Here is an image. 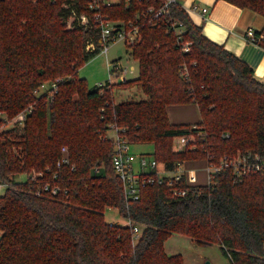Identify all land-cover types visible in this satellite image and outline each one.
<instances>
[{"label": "trees", "instance_id": "16d2710c", "mask_svg": "<svg viewBox=\"0 0 264 264\" xmlns=\"http://www.w3.org/2000/svg\"><path fill=\"white\" fill-rule=\"evenodd\" d=\"M223 1L264 20V0ZM162 3L118 0L92 10L88 0H0V114L10 120L29 108L22 124L3 127L0 117V264H184L180 254L164 252L171 234L219 246L228 264H264V170L237 181L222 170L182 197L166 184L140 189L136 200L124 197L111 125L130 144L150 143L152 159L168 172L238 152L264 158V82L208 40L176 1L169 16L150 21L147 8ZM96 12L137 26L139 39L127 46L137 78L89 89L78 76L102 47ZM169 19L182 23L179 39ZM255 35L264 49V23ZM56 79L51 97V88L40 90ZM133 85L145 99L114 101V87ZM184 104L197 106L199 121L171 124L166 108ZM180 135L193 140L177 151L172 143ZM62 157L67 163L57 167ZM32 172L42 176L31 180ZM45 182L58 185V194L36 195ZM110 208L140 227L136 241L129 226L105 220Z\"/></svg>", "mask_w": 264, "mask_h": 264}, {"label": "built area", "instance_id": "2783aa9c", "mask_svg": "<svg viewBox=\"0 0 264 264\" xmlns=\"http://www.w3.org/2000/svg\"><path fill=\"white\" fill-rule=\"evenodd\" d=\"M126 2H132L134 0H125ZM142 1V0H138ZM176 0H163V3L155 8L154 6H149L147 8V13L150 16V21L157 18H165L169 16V7ZM118 0H88V7L90 9H98L101 6H109L117 3ZM187 12L198 13L201 16L205 15L207 12L206 8L198 9L196 6H192L187 9ZM82 19L85 20V17L82 16ZM94 21L99 27V35L101 39V52L106 54L108 44H111L115 41H123L126 46L133 45L139 39L138 28L134 25L133 22L129 21L127 23H114L110 21L106 16L101 15L100 13L94 14ZM167 26L169 29L175 30L177 37L179 39V34L181 29H183L181 22H175L171 19L167 20ZM261 36H256L251 29H248L246 32V40L250 43L258 44L261 40ZM87 51H93L94 45L92 43L86 46ZM183 50H188V44L185 43ZM109 70V79L103 83L97 84V86L102 87L104 85L114 84L111 80V76H114L118 82H125V75L127 73L126 68H122L118 63L112 62ZM60 79H56L49 84L40 85V90L52 89V92L49 93L51 97L56 91V84ZM29 108L18 113L14 118L8 120L0 114L1 117V126L9 127L15 124H22L26 118V112ZM123 129L118 128L116 125H111L110 130L107 132V137L110 139L113 146V155H112V164L116 175L121 181L124 197L127 200H136L139 197L140 189L152 186V185H164L170 186L172 188L173 196L182 197L187 192V187L196 185V177L194 171L184 170L182 165L178 166L175 171L168 172L163 166L157 163L155 160H146L144 157L140 159V167L142 169L148 168V172L136 173L131 164V156L129 155V146L130 143L128 140L120 133ZM111 133L109 135L108 133ZM193 140L192 135H180L173 138V146L177 151L183 150L190 141ZM61 151L65 153V148H62ZM67 163L66 157H62L57 162V167L61 164ZM229 170L232 173L233 180H241L252 172H257L264 170V158L259 154L252 153L249 151L238 152L233 156H224L222 157L218 164H213L206 162V185L214 182V177L217 173L222 170ZM41 173L32 172L30 175L31 180H35L37 177H41ZM56 178V175L53 176V179ZM184 183L185 187H177V184ZM59 192V187L56 184L45 182L35 191L36 195L42 193H48L51 195H57ZM112 224L113 222H109ZM131 228V234L133 241H136L140 236V227L136 224H133L130 220H125L124 224Z\"/></svg>", "mask_w": 264, "mask_h": 264}, {"label": "crops", "instance_id": "0c3cea01", "mask_svg": "<svg viewBox=\"0 0 264 264\" xmlns=\"http://www.w3.org/2000/svg\"><path fill=\"white\" fill-rule=\"evenodd\" d=\"M176 2L186 12L191 22L201 27L202 34L208 40L222 46L226 51L244 61L253 70L254 75L264 82V49L258 44L250 43L246 40V32L248 29H251L254 34L260 32L262 29L264 20L260 15L250 10L236 7L223 0H176ZM192 6H196L198 9L206 8L207 12L203 16L198 13L187 12V9ZM130 71H132V67ZM141 94L143 97L139 99H145L146 96L142 92ZM127 96L129 97L130 94ZM125 100L130 99H115V102L117 103ZM166 113L171 124H195L200 118L198 108L194 104L171 105L166 108ZM133 145H139V147L141 145H149L151 146L150 155L152 153L153 147L150 143H136ZM137 151L138 152L131 154L134 156V160L132 158L131 161L134 171L136 173L148 172V168L142 169L139 164L140 159L144 157L145 154L140 148ZM194 162L197 161L184 162L182 168L184 170L194 171L196 174V169L188 167V165ZM203 162L204 167L201 171L206 181V162ZM196 185H198L197 182ZM204 185H206V183ZM3 190V186L0 185V195L3 193ZM175 235L179 236V234H171L165 240L164 252L167 255L180 254L185 264V255L178 250L179 248L175 244L178 237ZM189 240L193 244L200 246L193 239L189 238ZM217 247L219 248V246ZM200 259V257H192L191 262L192 264H199Z\"/></svg>", "mask_w": 264, "mask_h": 264}, {"label": "rangeland", "instance_id": "374dc122", "mask_svg": "<svg viewBox=\"0 0 264 264\" xmlns=\"http://www.w3.org/2000/svg\"><path fill=\"white\" fill-rule=\"evenodd\" d=\"M66 8V5H63ZM72 18H69L66 21V25L69 28L71 24ZM80 22L82 24L86 23V19L80 18ZM112 62L118 63L122 68L127 69V73L125 75L126 80H133L138 76V65L135 60H133L130 56V49L125 45V43L121 40L115 41L111 44H108L106 54L103 52L97 53L83 65H81L78 69V76L83 78L86 81L88 88H92L93 86L103 83L107 81L109 78V70ZM132 67V71H130ZM111 80L114 83H117V80L114 76H111ZM130 94L128 97L127 95ZM143 97L140 92V88L138 86H128L125 88L114 87L113 89V98L114 101L122 100V99H130V100H138ZM145 98V96H144ZM176 106V105H175ZM111 135V133H109ZM173 144V143H172ZM139 148L143 151L144 158L146 160H151L152 157L150 155L151 146L149 145H133L129 146V155L134 160V156L132 153L138 152ZM174 148V146H173ZM175 150V149H174ZM188 167L196 169L197 172L195 174L196 182L198 185H204L206 183L204 174L201 169L204 167L203 161L194 162ZM25 175H19L16 177V180L23 181L25 180ZM104 217L107 222H117L119 224H124L125 220L119 216L118 211L116 209L110 208L106 209L104 212ZM177 242H175L176 246L179 248L178 250L185 255V264H192V257L198 258L200 257L199 264H203L205 261H210L213 264H228V259L221 253L220 249L216 245L211 246H197L190 242L189 238L184 236H178ZM173 236V237H175ZM172 239V238H171Z\"/></svg>", "mask_w": 264, "mask_h": 264}, {"label": "water", "instance_id": "95a60500", "mask_svg": "<svg viewBox=\"0 0 264 264\" xmlns=\"http://www.w3.org/2000/svg\"><path fill=\"white\" fill-rule=\"evenodd\" d=\"M203 264H212L210 261H205Z\"/></svg>", "mask_w": 264, "mask_h": 264}]
</instances>
